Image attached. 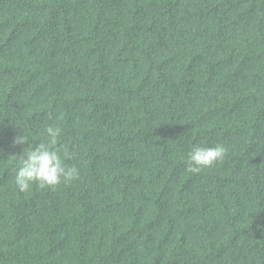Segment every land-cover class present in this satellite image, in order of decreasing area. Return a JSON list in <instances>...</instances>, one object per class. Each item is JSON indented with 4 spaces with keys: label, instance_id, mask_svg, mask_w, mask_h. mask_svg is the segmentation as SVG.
<instances>
[{
    "label": "trees",
    "instance_id": "trees-1",
    "mask_svg": "<svg viewBox=\"0 0 264 264\" xmlns=\"http://www.w3.org/2000/svg\"><path fill=\"white\" fill-rule=\"evenodd\" d=\"M0 264H264V0H0Z\"/></svg>",
    "mask_w": 264,
    "mask_h": 264
},
{
    "label": "clouds",
    "instance_id": "clouds-1",
    "mask_svg": "<svg viewBox=\"0 0 264 264\" xmlns=\"http://www.w3.org/2000/svg\"><path fill=\"white\" fill-rule=\"evenodd\" d=\"M61 135L59 127L46 128V136L33 148L25 134L13 138L14 145H27L19 156L15 169L14 183L19 192H27L33 185L43 189L55 187L61 183H70L79 177L75 166L66 167L64 157L58 145ZM228 149L223 144L213 147L194 145L186 158L187 171L199 173L224 160ZM66 156V154H65ZM16 157V156H14Z\"/></svg>",
    "mask_w": 264,
    "mask_h": 264
}]
</instances>
